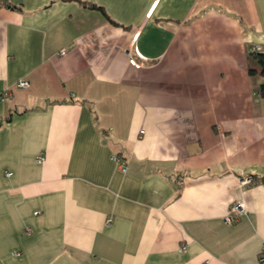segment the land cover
<instances>
[{
	"label": "crops",
	"instance_id": "obj_1",
	"mask_svg": "<svg viewBox=\"0 0 264 264\" xmlns=\"http://www.w3.org/2000/svg\"><path fill=\"white\" fill-rule=\"evenodd\" d=\"M253 51L264 0H0V264H257Z\"/></svg>",
	"mask_w": 264,
	"mask_h": 264
},
{
	"label": "built area",
	"instance_id": "obj_2",
	"mask_svg": "<svg viewBox=\"0 0 264 264\" xmlns=\"http://www.w3.org/2000/svg\"><path fill=\"white\" fill-rule=\"evenodd\" d=\"M136 53L142 57V55L136 50ZM131 63L133 64H138L137 62L134 61L133 58H130ZM16 84L18 86H27L29 84V81L24 78H20L17 80ZM11 97V93L9 90H2L0 91V97ZM111 158L114 160L116 166L121 169L122 171H125L127 169V161L126 159L118 152H113L111 154ZM39 161H42V157L39 156L37 158ZM11 172H6L7 175H9ZM254 180L253 175L247 174L244 175L240 182L243 185H248L251 184ZM244 210L243 202L241 200H235L234 202L231 203L228 213L225 216V221L227 223L234 222L237 220L238 215ZM109 222V219H107V223ZM257 264H264V238L262 240L260 249L257 254Z\"/></svg>",
	"mask_w": 264,
	"mask_h": 264
},
{
	"label": "trees",
	"instance_id": "obj_3",
	"mask_svg": "<svg viewBox=\"0 0 264 264\" xmlns=\"http://www.w3.org/2000/svg\"><path fill=\"white\" fill-rule=\"evenodd\" d=\"M84 3H87V5L91 7H98L99 9L104 11L100 5H97L95 3H91V2H84ZM112 22L116 23L113 20ZM250 53H252V57H251V62H249V65H248V72L251 74L258 73V74L264 75V52L253 51ZM258 90H259V93L264 96V82H262L259 85Z\"/></svg>",
	"mask_w": 264,
	"mask_h": 264
},
{
	"label": "water",
	"instance_id": "obj_4",
	"mask_svg": "<svg viewBox=\"0 0 264 264\" xmlns=\"http://www.w3.org/2000/svg\"><path fill=\"white\" fill-rule=\"evenodd\" d=\"M260 179H261L262 183L264 184V176H261Z\"/></svg>",
	"mask_w": 264,
	"mask_h": 264
}]
</instances>
